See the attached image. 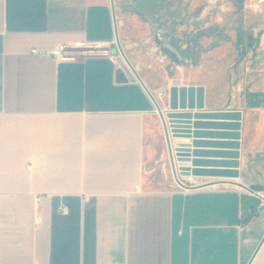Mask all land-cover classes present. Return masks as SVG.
<instances>
[{
	"label": "crops",
	"instance_id": "crops-1",
	"mask_svg": "<svg viewBox=\"0 0 264 264\" xmlns=\"http://www.w3.org/2000/svg\"><path fill=\"white\" fill-rule=\"evenodd\" d=\"M158 5L115 0L126 54L167 119L240 114L200 120V139L229 144L200 147L192 163L203 185L251 189L149 185L156 167L174 180L166 130L113 53L111 0H0V264H264V69L221 106L210 82L150 79L138 47L157 29ZM69 41L110 42L114 57L48 54Z\"/></svg>",
	"mask_w": 264,
	"mask_h": 264
},
{
	"label": "rangeland",
	"instance_id": "rangeland-1",
	"mask_svg": "<svg viewBox=\"0 0 264 264\" xmlns=\"http://www.w3.org/2000/svg\"><path fill=\"white\" fill-rule=\"evenodd\" d=\"M153 13L157 29L138 47L150 79L210 82L209 98L218 106L249 93L264 69V0H159ZM149 185L177 187L161 167Z\"/></svg>",
	"mask_w": 264,
	"mask_h": 264
},
{
	"label": "water",
	"instance_id": "water-1",
	"mask_svg": "<svg viewBox=\"0 0 264 264\" xmlns=\"http://www.w3.org/2000/svg\"><path fill=\"white\" fill-rule=\"evenodd\" d=\"M111 3H112L113 11H114V22H115V29H116V46L113 47V53L119 52L122 55V57L124 58V60L128 64V66L134 72L137 79L142 83V85L145 87V89L148 91V93L150 94V96L154 100L155 105L159 111V114H160L162 121L164 123V126H165L172 169H173L174 175L176 176L177 170H176L175 156H174V150H173L172 141H171L169 125L171 126L172 132L174 134V140L175 141H177V142H188V143H191L193 145L191 149L183 148L178 153L180 156L182 164H187L186 163L187 159H189L191 156L197 154L199 152L200 147H202V146H217V145L220 146L223 144H229V143H225V141L223 142V141H219V140L213 141V140L200 139V137L198 135L200 133L198 130V127L200 125L201 119H203V118L218 119V120L235 119L236 116H239L240 114L239 113H231V112H223V111H218V112H202L201 111V112H196L194 114L190 113V112L189 113H170V115L168 116V119H167V117L164 114L163 110L161 109L156 97L151 93L147 84L145 83V81L143 80V78L141 77L138 70L133 65V63L131 62L130 58L128 57V55L126 54V52L123 48V45L121 43L120 36H119V31H118V22H117L116 9H115V0H111ZM170 96H171L172 108L177 109L178 108L177 103L179 102V101L177 102V100H178L179 96L177 94L176 87H174L170 91ZM185 107L186 106H185V103L183 101L182 108H185ZM168 120H169V122H168ZM215 184H230V185L232 184V185H237V186H240L243 188L251 189L250 187H247L246 185L239 183V182H235V181H215V182H211V183H208L205 185L196 186V187H192V188L198 189V188H202L204 186H210V185H215Z\"/></svg>",
	"mask_w": 264,
	"mask_h": 264
},
{
	"label": "built area",
	"instance_id": "built-area-1",
	"mask_svg": "<svg viewBox=\"0 0 264 264\" xmlns=\"http://www.w3.org/2000/svg\"><path fill=\"white\" fill-rule=\"evenodd\" d=\"M60 62H78L84 61L92 57H114L112 54V45L107 41H69L61 42L48 53ZM163 93H160L162 96ZM171 141L174 140V134L170 130ZM174 142V141H173ZM174 156L177 175H174V181L178 189L182 191L193 190L196 186L203 185L199 182L200 176L194 173L196 166L193 165V156L187 159V164H182L179 149L174 145ZM174 174V173H173ZM262 203L259 207L264 205V190L256 191ZM40 201V198H38Z\"/></svg>",
	"mask_w": 264,
	"mask_h": 264
},
{
	"label": "bare ground",
	"instance_id": "bare-ground-1",
	"mask_svg": "<svg viewBox=\"0 0 264 264\" xmlns=\"http://www.w3.org/2000/svg\"><path fill=\"white\" fill-rule=\"evenodd\" d=\"M172 145H174V142H173V140H172ZM174 150V149H173ZM222 181H230V180H222Z\"/></svg>",
	"mask_w": 264,
	"mask_h": 264
}]
</instances>
